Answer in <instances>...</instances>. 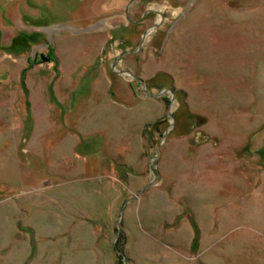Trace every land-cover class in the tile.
<instances>
[{"label":"rangeland","instance_id":"rangeland-1","mask_svg":"<svg viewBox=\"0 0 264 264\" xmlns=\"http://www.w3.org/2000/svg\"><path fill=\"white\" fill-rule=\"evenodd\" d=\"M123 1L0 0V264H264V0Z\"/></svg>","mask_w":264,"mask_h":264},{"label":"crops","instance_id":"crops-1","mask_svg":"<svg viewBox=\"0 0 264 264\" xmlns=\"http://www.w3.org/2000/svg\"><path fill=\"white\" fill-rule=\"evenodd\" d=\"M83 1L86 3V5L83 4V7H84L83 12L87 16V18H89L87 20L88 21H92V23H93L92 25H96L97 28H99V27L100 28H104V26L106 27V23H104V24L101 23V22H106V21L103 20L104 19L103 17L105 16L106 12H109L111 14H115L113 12H115V10H117V9H119V11H120L121 5L124 2L123 0H112L111 1V5L109 4V7H106V0H100L102 4H101V6H96L97 10H95L96 7L93 6V10H92L93 13H95V14L97 13L96 15H93V14H90L88 12V7H87L86 0H83ZM93 3H95V1L92 2V5H93ZM91 15H92V17H91ZM90 18L92 20H90ZM84 19H86V18L84 17ZM87 20H84V21L87 22Z\"/></svg>","mask_w":264,"mask_h":264},{"label":"flooded vegetation","instance_id":"flooded-vegetation-1","mask_svg":"<svg viewBox=\"0 0 264 264\" xmlns=\"http://www.w3.org/2000/svg\"><path fill=\"white\" fill-rule=\"evenodd\" d=\"M136 20H134V22H135Z\"/></svg>","mask_w":264,"mask_h":264}]
</instances>
